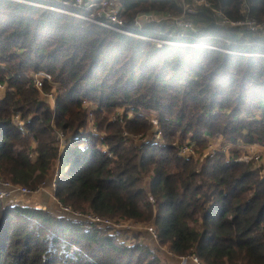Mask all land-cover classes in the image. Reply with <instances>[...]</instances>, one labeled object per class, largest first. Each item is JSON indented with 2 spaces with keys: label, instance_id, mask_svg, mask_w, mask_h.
Masks as SVG:
<instances>
[{
  "label": "trees",
  "instance_id": "16d2710c",
  "mask_svg": "<svg viewBox=\"0 0 264 264\" xmlns=\"http://www.w3.org/2000/svg\"><path fill=\"white\" fill-rule=\"evenodd\" d=\"M122 1L129 19L181 12L175 0ZM209 1L232 20L247 2L264 20V0ZM194 22L198 32L181 42L202 47L158 48L0 0V85H7L0 98V178L38 191L56 170L54 197L64 207L115 222H151L162 245L207 264H264L259 174L237 161L235 149L200 164L174 147L204 149L218 138L264 145V58L241 55L264 52L262 39L220 26L211 10ZM159 28L148 25L144 34L163 39L174 32L172 25ZM39 71L53 76L42 92H55L54 108L31 79ZM152 118L165 146L132 143L154 130ZM56 131L67 138L65 147ZM2 203L0 264H163L156 252L127 246L105 230Z\"/></svg>",
  "mask_w": 264,
  "mask_h": 264
},
{
  "label": "built area",
  "instance_id": "2783aa9c",
  "mask_svg": "<svg viewBox=\"0 0 264 264\" xmlns=\"http://www.w3.org/2000/svg\"><path fill=\"white\" fill-rule=\"evenodd\" d=\"M22 4L31 5L41 9L51 10L60 14L74 17L79 20L92 23L101 28L120 33L132 38L141 39L145 41L153 42L158 48L164 45H177V46H192L202 47L201 45H189L181 42L185 39L186 33L195 34L198 32V28L194 22V18L205 10H211L217 23L226 28H240L243 31L259 36L262 39V47L264 49V20H258L255 18L247 2L243 3L240 10V19L232 20L227 17L222 10L215 8L209 0H175L178 7L181 9L179 14H159L156 12H142L134 15L132 18L126 17V5L122 0H10ZM60 5L61 7H59ZM159 25L160 30L163 31L167 25L174 27V32H164L163 39H156L144 34L148 25ZM176 31V32H175ZM249 46H252L249 43ZM220 50V49H218ZM229 54H237L228 50H220ZM241 55L251 57L264 58V52L259 54L243 53ZM31 79L37 90L41 91L43 99L50 105L51 108L55 106V92L43 93L44 86L53 82V76L46 71H39L31 74ZM7 90V85H0V91ZM4 93V94H5ZM3 94V95H4ZM2 95V96H3ZM2 96L0 97L2 99ZM86 108L90 107V104H86ZM92 121V114H90ZM252 120L255 118H251ZM14 120L18 125L22 126L20 121V115H15ZM115 120V118H114ZM154 127L141 142L153 143L160 146H165V140L162 131L160 130L159 120L152 118L150 120ZM95 131V129H93ZM56 141L60 143L61 147L66 146L67 138L61 131L54 133ZM143 136V135H142ZM140 137H132L135 141ZM222 138L215 139L208 145L207 149L201 152L196 144H187L180 146L175 144L174 147L178 150V153L183 158L187 159H199L200 164L205 159L213 158L218 153H223L229 156L232 149H235L239 153L237 159L238 162L250 164L252 169L259 174L261 181L264 182V145L248 144L240 142L237 145L228 143ZM206 161V160H205ZM57 177L51 179V186L48 188L51 206L49 211L62 215L63 217H71L70 219L84 223L86 226L96 227L105 231H108L109 235L115 237L120 242L132 247L136 244V240L130 236L132 227L129 226L128 221L115 222L110 219L101 218L95 214H83L75 212L68 207H64L59 201L61 207L53 206L52 196L55 190V180ZM46 187V183L44 184ZM44 189V188H43ZM42 189V190H43ZM0 201L5 202L4 196H8L9 200L6 202V206L11 207H32L43 209L39 204L31 201V197L35 194L20 185H15L9 182L0 181ZM41 190V191H42ZM39 191V190H38ZM4 192V193H3ZM57 202V201H56ZM55 207V208H54ZM57 214V215H58ZM147 241L150 246L155 250L156 256L164 258L163 261L166 264H207L202 261L195 254L176 255L168 247L162 246L160 243L158 233L154 226H146L144 228Z\"/></svg>",
  "mask_w": 264,
  "mask_h": 264
},
{
  "label": "rangeland",
  "instance_id": "374dc122",
  "mask_svg": "<svg viewBox=\"0 0 264 264\" xmlns=\"http://www.w3.org/2000/svg\"><path fill=\"white\" fill-rule=\"evenodd\" d=\"M5 93V90H3V91H0V97L3 95ZM86 104H88L89 105V103H86ZM88 109V108H87ZM142 136V135H141ZM147 135H145V136H142V138H138V140L137 141H131L132 143H134V144H136V145H138V146H140L141 145V142H142V140L144 139V137H146ZM137 137H140V136H137ZM222 140V139H221ZM216 140L215 139H211V140H209V143H208V145L210 144V143H212V142H215ZM223 141V140H222ZM60 144V143H59ZM197 145V144H196ZM208 145L206 146V148H204V149H199L201 152H203L204 150H206L207 149V147H208ZM198 147V146H197ZM206 160V159H205ZM205 160H204V162H205ZM203 162V163H204ZM200 168H201V166L199 165V167H198V170H200ZM56 170H55V172H53L48 178H47V180H46V187H44L45 185V183L44 184H42L40 187H39V191H32V190H30L29 188H27L28 190H30L31 192H33V193H35L31 198V201H33L34 203H37V204H39L41 207H43V210H45V211H49L48 209H49V207L51 206V201H49L50 200V197L49 196H47V193H49V191H48V188H50V184H51V179L53 178V177H55L56 176ZM5 181V180H3L2 178H0V181ZM5 182H9V181H5ZM9 183H11V182H9ZM13 184V183H12ZM146 185H148V184H145V186ZM56 186V185H55ZM22 187H24V186H22ZM24 188H26V187H24ZM44 188V189H43ZM43 189V190H42ZM42 190V191H41ZM1 191V190H0ZM4 193V192H3ZM8 196L9 195H7V196H4L5 197V199H6V201L5 202H3L2 204H3V206L5 205L6 206V202L9 200V198H8ZM49 199H48V198ZM52 199H53V202H55L56 203V201H57V199L54 197V194H53V196H52ZM56 207V206H55ZM54 207V208H55ZM71 209V208H70ZM49 212H51V211H49ZM75 212H77V211H75ZM52 214H54L55 216H57V217H59V218H67V217H63L62 215L60 216L58 213V215L57 214H55V213H53V212H51ZM80 213V212H79ZM71 217H69V219H70ZM113 221V220H112ZM128 222H130L129 223V226L130 227H132V231L130 232V236L131 237H133L135 240H136V244H139V245H142V246H144V247H146V248H148V249H150V250H152L154 253H155V251L152 249V246H150L149 245V243H148V241H147V238H146V233H145V231H144V228L146 227V226H154L153 225V223H151V222H148V223H145V222H134V221H128ZM108 232V231H107ZM109 233V232H108ZM135 244V245H136ZM162 246H164V245H162ZM155 255H156V253H155ZM156 257H158V256H156ZM114 259L115 257L113 256H108L107 257V259ZM160 259H161V261H163L164 260V258H162V257H159ZM122 261H126L125 259H122ZM163 264H166V262L165 261H163Z\"/></svg>",
  "mask_w": 264,
  "mask_h": 264
},
{
  "label": "bare ground",
  "instance_id": "6f19581e",
  "mask_svg": "<svg viewBox=\"0 0 264 264\" xmlns=\"http://www.w3.org/2000/svg\"><path fill=\"white\" fill-rule=\"evenodd\" d=\"M53 206H56V207H61V205L58 203V201L55 203V202H53V204H52ZM62 208V207H61Z\"/></svg>",
  "mask_w": 264,
  "mask_h": 264
},
{
  "label": "crops",
  "instance_id": "0c3cea01",
  "mask_svg": "<svg viewBox=\"0 0 264 264\" xmlns=\"http://www.w3.org/2000/svg\"><path fill=\"white\" fill-rule=\"evenodd\" d=\"M5 95V94H4ZM4 95L2 96V98L4 97ZM48 198V197H47ZM49 199V198H48ZM50 201V200H49Z\"/></svg>",
  "mask_w": 264,
  "mask_h": 264
}]
</instances>
